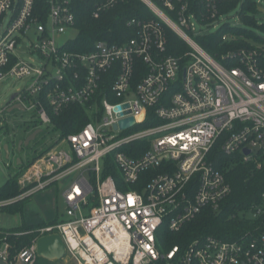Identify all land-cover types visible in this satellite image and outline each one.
I'll use <instances>...</instances> for the list:
<instances>
[{
    "label": "built area",
    "instance_id": "1",
    "mask_svg": "<svg viewBox=\"0 0 264 264\" xmlns=\"http://www.w3.org/2000/svg\"><path fill=\"white\" fill-rule=\"evenodd\" d=\"M121 1L0 0V81H27L10 105L21 110L1 108L2 133L7 135L10 125L7 136L13 141L16 112L32 111L34 124L39 122L35 128L50 131L52 116L69 106L83 107L91 119L77 133L54 132L45 152L27 161L18 157L14 178L20 193L0 201V209L77 176L62 194L65 220L36 230L32 245L15 256L4 233L0 258L33 264L36 241L58 234L75 264H264V191L259 203L242 214L259 224L240 240L206 236L183 250L175 245L164 250L158 238L164 225L180 232L202 209L220 211L232 193L209 160L216 146L225 156L263 168L264 45L220 60L200 46L203 31L219 32L230 24L221 12L230 0H140L157 19L130 20L134 38L121 45L97 42L89 52L71 51L74 38L67 33L75 31L79 5L91 3L92 16L98 18ZM164 26L189 47L181 58L167 54ZM31 38L36 42H30L29 58H21L20 45ZM142 111V121L118 127ZM149 122L157 123L130 132ZM4 144L9 145L0 143V152ZM130 185L139 190L119 189Z\"/></svg>",
    "mask_w": 264,
    "mask_h": 264
},
{
    "label": "trees",
    "instance_id": "2",
    "mask_svg": "<svg viewBox=\"0 0 264 264\" xmlns=\"http://www.w3.org/2000/svg\"><path fill=\"white\" fill-rule=\"evenodd\" d=\"M239 25H225L221 31L209 33L198 37L197 42L212 57L220 60L221 56L236 53L239 50L251 49L264 45V32L260 26L264 23L258 18V4L256 0H230L227 5L221 7L222 14L236 10ZM76 14L75 38L70 41L69 48L74 52H89L97 42L121 45L135 37L136 32L127 23L132 19L151 21L157 19L147 6L140 0H123L116 6L100 13L98 18L92 16V4L79 5ZM260 22H263L260 24ZM167 40V54L181 58L189 49L178 36L168 27L164 26ZM231 34L232 38L223 40L225 34ZM224 66L229 61L222 62ZM90 116L83 107L69 106L62 110L59 116H52L53 131L64 135L77 133L86 123L90 122ZM157 122L147 123L146 126H154ZM47 150V149H46ZM45 152V151H43ZM209 160L215 168L220 170L230 184L232 193L222 202L220 211L214 212L206 207L193 221L182 227L180 232H170L166 226L159 228L158 238L164 250L179 246L182 250L196 239L206 236L219 238L223 241L234 242L240 240L249 230H253L259 222L242 218L251 206L258 204L260 194L264 191V164L263 168L257 170L251 163H242L238 156H225L221 153L219 146L210 152ZM108 173L104 172L103 176ZM121 191L139 190L138 186L119 187ZM20 189L16 178H9L0 188V201L18 196ZM22 201L17 204L3 207V211L18 213L22 210ZM35 227V226H34ZM7 231L1 229L0 243ZM35 234H26L16 237L8 234L9 252L11 256L16 255L21 247L33 239ZM34 264H46L50 261L37 257Z\"/></svg>",
    "mask_w": 264,
    "mask_h": 264
},
{
    "label": "rangeland",
    "instance_id": "3",
    "mask_svg": "<svg viewBox=\"0 0 264 264\" xmlns=\"http://www.w3.org/2000/svg\"><path fill=\"white\" fill-rule=\"evenodd\" d=\"M258 9V18L264 21V0L259 1ZM239 10L240 5H238L236 10L228 12V15L225 16L224 19L232 25H239L240 21L237 14ZM262 23L263 22H260V24ZM260 27L264 29V23ZM208 32L210 31H203V33L207 34ZM260 33L262 36H264L263 31L260 30ZM67 34L68 37L75 38L76 31L70 30ZM225 35L227 36L226 40L228 41L232 38V35L229 33H226ZM30 42L35 44L36 40L34 38H31L29 39V41H23L20 45L22 51L19 52V55L21 58H29L28 49L30 47ZM26 84L27 81L25 80H17L10 77H7L4 80L0 81V111L1 108L9 101L11 96L21 91L26 86ZM15 114L18 118L19 125L16 127V130H13V141H11L7 136L10 134V132H12L10 125L7 126L10 130V132H7V135H4L2 133V130H0V143H9L10 145L9 159L6 158V154L4 151L1 152L2 160H0V188L9 178H12L17 174V171L19 169V166L17 165L18 157L22 158L24 161H27L41 150L46 151L48 145L50 144V141L55 139V137L57 136L53 130L50 131L46 129V126L35 128L34 125L39 126V122H35L34 124L33 118L36 117L33 116L34 113L32 111L31 113L27 112L23 113L22 115H18V112H16ZM1 120H3V116L0 117V121ZM146 127L148 126L142 127L141 125H139V127L133 128L132 130H130V132H138L140 129H144ZM38 129H40L42 132L36 136V138L28 147H23L22 151L18 152L17 144H14L13 142H15L17 139H26L29 135H31L33 131ZM7 163L9 164V166H7ZM76 176L77 175L74 174L66 182H64V184L56 183L52 185L49 190L33 195V197L24 199V201H22L23 208L18 213H10L6 211L0 213L1 228H5L8 234H12L14 236H16L15 234L19 232H27V234L29 235L35 234L34 238L29 240V242L21 247L19 251L25 248H29L32 245L34 239L38 236L36 230L42 227L49 226L50 224L58 223L60 220H65L64 213L66 210V204L63 203L62 194L64 190H66L67 186L74 181ZM86 176L89 177L88 175ZM248 215L250 214L248 213ZM241 216L243 215L241 214ZM242 218H244V216ZM19 251L16 253V255L19 253ZM36 260L37 259H35V261ZM35 261L33 262V264L35 263ZM46 264H75V262L66 256L63 260H50V262Z\"/></svg>",
    "mask_w": 264,
    "mask_h": 264
},
{
    "label": "water",
    "instance_id": "4",
    "mask_svg": "<svg viewBox=\"0 0 264 264\" xmlns=\"http://www.w3.org/2000/svg\"><path fill=\"white\" fill-rule=\"evenodd\" d=\"M15 96H16V93L12 95L9 101L4 105V106L10 107L9 112L16 110V109L21 110V107L19 106H10L13 103L14 99L16 98ZM125 107H127V104L123 106H119L116 109L120 111V110H123V108ZM144 115H145V111H142L140 116L137 118H132V117L124 118L118 123V127L121 130L133 127L135 123H139L140 121H142V119L144 118ZM116 128L117 126L115 127V129ZM40 133H41V130L34 131L24 141H19L20 143L18 144V151H20L22 147H28L30 143H32V141L36 138V136ZM3 150L5 154L8 155L9 151H8L7 144H4ZM245 152H246V155L249 154L248 151H245ZM20 162L21 161L18 160V164H20ZM35 247L37 249L38 257H41L48 261L50 260L60 261L66 257V249H64V243L58 234H52L50 236H44V237L39 238L36 241ZM0 264H9V263L5 260L3 261L0 258ZM19 264H25L24 259L20 260Z\"/></svg>",
    "mask_w": 264,
    "mask_h": 264
},
{
    "label": "flooded vegetation",
    "instance_id": "5",
    "mask_svg": "<svg viewBox=\"0 0 264 264\" xmlns=\"http://www.w3.org/2000/svg\"><path fill=\"white\" fill-rule=\"evenodd\" d=\"M19 141H23V139H17L15 142H13L14 144L16 143L17 145L20 143ZM31 144V143H30ZM22 149H23V147L21 148V150L20 151H18V152H21L22 151Z\"/></svg>",
    "mask_w": 264,
    "mask_h": 264
},
{
    "label": "crops",
    "instance_id": "6",
    "mask_svg": "<svg viewBox=\"0 0 264 264\" xmlns=\"http://www.w3.org/2000/svg\"><path fill=\"white\" fill-rule=\"evenodd\" d=\"M25 139H23V141H24ZM8 145V144H7ZM10 145H8V151L10 150V147H9ZM4 147V146H3ZM17 151H18V145H17ZM9 153V152H8ZM6 156H8V155H6ZM0 158H2V156H1V152H0ZM18 163V162H17ZM53 192V191H52ZM2 229V228H1ZM5 229V228H4ZM3 229V230H4Z\"/></svg>",
    "mask_w": 264,
    "mask_h": 264
}]
</instances>
